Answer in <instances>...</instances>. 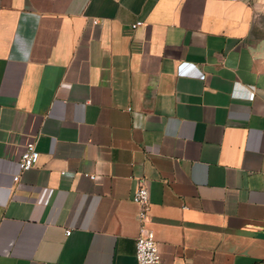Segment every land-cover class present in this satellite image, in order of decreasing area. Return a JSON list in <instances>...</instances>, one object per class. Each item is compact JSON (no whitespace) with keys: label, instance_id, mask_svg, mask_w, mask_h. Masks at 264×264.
<instances>
[{"label":"crops","instance_id":"1","mask_svg":"<svg viewBox=\"0 0 264 264\" xmlns=\"http://www.w3.org/2000/svg\"><path fill=\"white\" fill-rule=\"evenodd\" d=\"M263 4L0 0V264H264Z\"/></svg>","mask_w":264,"mask_h":264},{"label":"built area","instance_id":"2","mask_svg":"<svg viewBox=\"0 0 264 264\" xmlns=\"http://www.w3.org/2000/svg\"><path fill=\"white\" fill-rule=\"evenodd\" d=\"M264 12V4H263ZM93 23L97 24L98 20H93ZM144 22L137 21L132 24L133 28H137L143 25ZM39 157V151L37 149L36 140L28 139L22 148L18 165L19 172L14 175V182H18L21 179L22 173L31 169L36 163ZM94 178V176H91ZM134 202H136L139 207L140 221H142L140 234L136 238V258L140 264H156L162 261V256L160 253L158 242L156 241L155 234L152 229L148 228L143 224L144 220L148 215L150 208V193L145 182L140 181L133 196ZM71 230H66V235H70Z\"/></svg>","mask_w":264,"mask_h":264}]
</instances>
